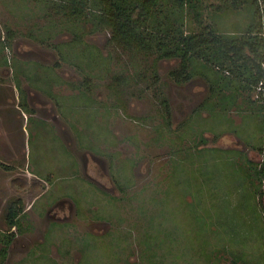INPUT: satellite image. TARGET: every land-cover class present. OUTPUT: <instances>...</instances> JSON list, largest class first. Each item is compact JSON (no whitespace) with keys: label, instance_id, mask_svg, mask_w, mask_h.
<instances>
[{"label":"rangeland","instance_id":"rangeland-1","mask_svg":"<svg viewBox=\"0 0 264 264\" xmlns=\"http://www.w3.org/2000/svg\"><path fill=\"white\" fill-rule=\"evenodd\" d=\"M108 1L74 13L72 0H0V98L11 102L0 263L264 264V105L251 73L196 58L177 83L180 58L149 37L150 48L114 37L100 20ZM225 3L202 0L203 25L243 35L250 9L214 16ZM161 5L148 32L201 29L175 0Z\"/></svg>","mask_w":264,"mask_h":264},{"label":"trees","instance_id":"trees-1","mask_svg":"<svg viewBox=\"0 0 264 264\" xmlns=\"http://www.w3.org/2000/svg\"><path fill=\"white\" fill-rule=\"evenodd\" d=\"M82 1L72 0L73 3L75 2V4L72 3L74 13H80L83 10ZM163 1L110 0L106 6H102L104 13L100 20L111 26L114 37L117 39L125 40L128 43L137 42L139 46L147 48H150V43L153 44L155 41L160 56L180 58V67L171 71V76L177 83H184L191 78L190 66L192 60L196 58L206 59L208 62L217 63L232 70L245 67L251 73L250 80L255 85L264 78V35L262 33L264 0H228V3L218 5L217 11L214 13V16L218 17L227 15L228 12L240 11L241 6H248L251 23L241 36L236 35L237 33L219 31L217 27L210 24L203 25L202 0H175L176 9H178L181 19L184 20L188 14L192 15L200 24V30L185 33L180 26H174L171 29L169 26L165 29L161 24H158L156 30L160 31L159 35L152 31L148 32V20L160 11ZM155 79H158L157 75ZM162 102L166 108L167 122L171 125L170 104L167 99H163ZM5 166L10 168L9 165ZM22 203V200L18 199L9 206L8 222L10 225L16 224L17 216L24 209ZM4 254H6V249L3 250Z\"/></svg>","mask_w":264,"mask_h":264},{"label":"crops","instance_id":"crops-1","mask_svg":"<svg viewBox=\"0 0 264 264\" xmlns=\"http://www.w3.org/2000/svg\"><path fill=\"white\" fill-rule=\"evenodd\" d=\"M34 74H35V78L37 79V81H39V76L37 75V73L34 71ZM46 82H47V79H46ZM49 82H51V80L49 79ZM0 85L1 86H5L3 83H0ZM27 92V91H26ZM0 96H1V94H0ZM16 96V95H15ZM15 99V98H14ZM20 100V98H18V96H17V99H15V101L14 102H16V107L17 108H19L18 107V105H19V101ZM24 105H26V103L24 104ZM10 106H11V102H10V100H8L6 97L4 98L3 96L0 98V111H8L9 110V108H10ZM20 109V108H19Z\"/></svg>","mask_w":264,"mask_h":264},{"label":"built area","instance_id":"built-area-1","mask_svg":"<svg viewBox=\"0 0 264 264\" xmlns=\"http://www.w3.org/2000/svg\"><path fill=\"white\" fill-rule=\"evenodd\" d=\"M257 97L263 102L264 105V78L261 79L256 86Z\"/></svg>","mask_w":264,"mask_h":264},{"label":"flooded vegetation","instance_id":"flooded-vegetation-1","mask_svg":"<svg viewBox=\"0 0 264 264\" xmlns=\"http://www.w3.org/2000/svg\"><path fill=\"white\" fill-rule=\"evenodd\" d=\"M40 194L41 193H39V194H37V197H39L40 196ZM66 200H63V202H65ZM61 203H58V204H55V205H60ZM61 208V207H60ZM23 212H24V209H23V211L17 216V218H19V217H21L22 215H23ZM16 218V224H13V225H11V227H13L14 229L15 228H17V226L19 225V222H18V219ZM53 222H57V220L56 221H53ZM13 235V234H12ZM13 237V236H12ZM11 237V238H12ZM4 250V249H3ZM3 250H0V255H1V253L3 254Z\"/></svg>","mask_w":264,"mask_h":264}]
</instances>
